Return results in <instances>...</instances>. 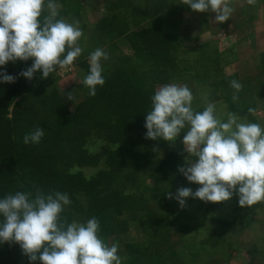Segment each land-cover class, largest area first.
Instances as JSON below:
<instances>
[{
    "label": "trees",
    "instance_id": "1",
    "mask_svg": "<svg viewBox=\"0 0 264 264\" xmlns=\"http://www.w3.org/2000/svg\"><path fill=\"white\" fill-rule=\"evenodd\" d=\"M101 1L107 14L90 31L79 22L84 51L68 67L86 74L91 51L102 48L108 53L102 61L105 83L95 96L88 95L82 79L76 86L83 98L70 110L56 85L59 67L44 79L38 70L30 80L20 73L31 65V58L0 69L15 77L14 82L0 83V197L16 191L66 192L71 204L61 220L95 216L99 236L108 245H118L122 264H237L242 254L232 226L242 217L254 224L257 215L264 222V201L241 207L234 190L227 201L189 197L181 207L177 189L199 187L179 171L190 159L183 134L174 143L146 138L144 115L154 91L175 82L192 90L197 111L207 102L223 103L227 112L216 113L219 118L233 112L257 123L256 114L264 111L262 20L250 26L248 12L236 18L232 31L238 39L250 36L254 48L242 51L233 43L221 51L217 41H189L186 16L200 13L199 22H205L210 11L191 10L184 0ZM258 2L264 5V0ZM58 3V18L72 22L83 20L89 2ZM236 5L231 0L233 10ZM43 15L47 8L41 19ZM119 44L128 45L131 52H123ZM231 64L236 71L226 74L224 66ZM231 80L242 84L235 101ZM250 107L255 111L248 112ZM37 125L45 129L41 141L24 144L25 133ZM131 229L135 237L126 238ZM244 257L245 264H264V239ZM0 264L30 261L18 244L5 242L0 244Z\"/></svg>",
    "mask_w": 264,
    "mask_h": 264
},
{
    "label": "clouds",
    "instance_id": "2",
    "mask_svg": "<svg viewBox=\"0 0 264 264\" xmlns=\"http://www.w3.org/2000/svg\"><path fill=\"white\" fill-rule=\"evenodd\" d=\"M184 3L196 12L215 13L216 23L228 20L233 12L231 0ZM60 7L58 0H0V69L8 62L31 58V65L20 73L30 80L38 70L44 79L57 67L73 65L84 51L80 45L83 31L78 21L58 18ZM45 8L47 15L41 19ZM107 58L102 48L88 54L89 67L82 83L89 96H95L97 88L105 83L102 61ZM14 80L0 70V83ZM230 87L235 101L242 84L231 80ZM193 99L186 84L165 83L154 91L150 110L144 115L146 138L174 143L183 134L184 150L189 157H196L195 161L188 159V166L179 171L199 187L195 191L189 187L177 189L178 204L183 207L189 197L223 202L233 196L234 190L241 207L264 201V127L245 122L233 112L221 119L214 102L197 111ZM44 134L45 129L37 125L25 133L23 143L38 144ZM70 204L68 194L61 191H16L0 197V244H18L30 264H122L118 245H108L99 236L100 223L95 216L86 221L61 220V213Z\"/></svg>",
    "mask_w": 264,
    "mask_h": 264
},
{
    "label": "rangeland",
    "instance_id": "3",
    "mask_svg": "<svg viewBox=\"0 0 264 264\" xmlns=\"http://www.w3.org/2000/svg\"><path fill=\"white\" fill-rule=\"evenodd\" d=\"M86 2L84 7V17L83 20L78 21L81 24H87L85 30L90 31L92 24L95 23L102 15L103 17L107 14L106 10L103 8V3L101 0H84ZM240 1V2H239ZM237 5L235 6L232 14L229 19L224 21L223 23L215 22V13L209 12L207 15V21L203 22L200 19L201 14H188L186 16V21L188 25H190L189 32L187 29L184 31L185 35L191 38L189 41L199 45L200 43H205L208 40L217 41L219 50H224L228 48L233 43L236 44L238 50L246 51L251 47H255V43L253 44V39L250 36H247L242 39H238V35H236L233 31L235 28V21L237 17H242L246 13H250L252 24L255 20H262L263 27L262 32H264V5L258 0H255L254 3H248V0H236ZM102 17V18H103ZM101 18V19H102ZM100 20V19H99ZM98 20V21H99ZM97 21V22H98ZM73 22V21H72ZM254 25V24H253ZM79 27L81 28L80 24ZM83 29V27H82ZM230 33V35H228ZM264 35V33H263ZM194 38L196 40H194ZM193 39V40H192ZM119 49L125 53H130V47L126 44H119ZM72 68V69H71ZM68 69H61L58 72V76L60 79L57 81L56 85L60 91H63L65 99L67 100V104L70 110L74 109V104L76 101L80 100L82 97V92L77 88V84L81 82L85 73H80L79 70L73 69V67ZM224 71L226 74H230L236 71L235 64L224 66ZM72 94V100L69 99V94ZM216 113L221 116V114H226L225 104H217ZM257 123H259L262 127H264V111H260L256 114ZM187 153V152H186ZM188 154V153H187ZM189 155V154H188ZM194 157V156H193ZM192 161L195 159L191 158ZM233 236L240 246V251L242 256L236 261L237 264H245L246 258L244 257L246 251L249 247H252L254 243H258L261 245V242L264 239V222L263 216H256V223L251 224L249 218H240V220L235 221L232 226ZM135 229L129 230V233L126 235V238H134Z\"/></svg>",
    "mask_w": 264,
    "mask_h": 264
}]
</instances>
